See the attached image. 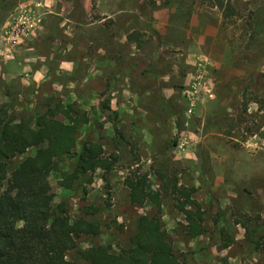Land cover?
Returning a JSON list of instances; mask_svg holds the SVG:
<instances>
[{
	"label": "rangeland",
	"instance_id": "rangeland-1",
	"mask_svg": "<svg viewBox=\"0 0 264 264\" xmlns=\"http://www.w3.org/2000/svg\"><path fill=\"white\" fill-rule=\"evenodd\" d=\"M38 2L0 0V27L4 32L8 31L9 40L6 43L12 51L24 44H36L44 33V26L46 30L53 26L56 49L64 53V58H74L78 56L77 52L81 55L85 53L87 39L95 40L96 46L102 45L101 25L94 23L101 18L100 13H112L116 9L124 13L139 10L140 21L135 25L140 32L136 31V36L132 34V39L145 54L155 50L159 60L153 65L143 60L140 65L131 58H124V61L141 66L148 73L156 69L162 71L169 78L161 80L162 83L173 90L168 99L161 97L166 102L152 97L145 103L147 111L140 112L141 119L104 111L105 103L100 100V95L96 93L98 96H92L94 99L90 101L91 88L80 79L77 86L75 83L72 85V89H77L79 102H72V96L65 98L56 94L64 105L75 103L90 119L80 127L75 151L79 152L82 143L89 140L102 146L104 157H116L111 171L97 169L82 182H74L70 190L59 187L60 172H52L49 176L54 204L66 200L71 218L79 216L85 207L98 208L97 213L88 216L101 224L100 234L93 239V243H110L118 253L132 233L135 219L151 211L149 206L135 207L129 204L128 190L123 181L131 173L144 175L153 191H161V221L165 212L171 218L184 219L178 199L180 189L184 187L181 183L191 175L205 179V176L210 177L214 173H224L228 180L231 173L242 176L252 172L264 173V0H56V16L55 11L46 16V7ZM218 3H221V8L216 6ZM84 4H87L86 10ZM25 10L27 12L24 14ZM23 15L32 28L21 39H15L16 22ZM85 15L90 17L86 18ZM64 16L72 17L74 21L65 22ZM175 18L179 19L178 22L182 19L184 26H188L183 30V38L168 30L163 31V28L156 29V26H165L166 21ZM190 21H193V26ZM114 23L111 20L102 23L106 27L103 33L106 40L111 41L119 34V31L108 27ZM117 23L123 24L122 21ZM189 28L198 30V34L191 31L187 38ZM10 30H13L12 38ZM197 35L200 38L196 44ZM170 41L183 49L187 47L192 50L191 53H176L177 46L171 47ZM51 44L43 43L42 46L47 50L46 47ZM80 65L77 74H85V62ZM143 73L141 76L151 83L150 75ZM62 82L63 85L67 84L66 79ZM148 82V86L142 82L145 86L141 88H151ZM11 83L13 97L21 94L20 98L18 95L15 97V113H29L32 110L43 113L41 102L32 103L26 96L29 92L25 90L31 91L33 86L22 90L18 81ZM193 84L196 85L195 92L190 88ZM3 88L1 84L0 93ZM191 91L192 94L189 93ZM188 95L196 99L193 114L187 113ZM0 101L3 100L0 98ZM96 106L103 111L101 114H93ZM121 116L124 122H119L118 126ZM188 146L194 149L192 152L196 160L193 169L186 172L187 168L182 167L180 161L185 157ZM74 163L75 157L71 156L61 162L60 170L70 173ZM11 180L10 172L6 171L4 189ZM178 180L181 185H178ZM187 189L194 191L191 187ZM231 216L233 221L244 226L245 242L240 248L264 256V217L233 211ZM120 225H123L122 229L118 228ZM176 225L171 233L164 229L172 241L175 254L181 255V261L186 264H196L192 259L193 252L186 246L189 239L186 229L180 222H176ZM230 231L236 235L234 230ZM206 232L203 230L202 233ZM222 238V242L226 243L230 236L223 233ZM76 242L80 249L90 246L85 236H80ZM218 249L221 250L220 246ZM73 257L74 252L66 254L69 260ZM78 262L88 264L81 260Z\"/></svg>",
	"mask_w": 264,
	"mask_h": 264
},
{
	"label": "trees",
	"instance_id": "trees-1",
	"mask_svg": "<svg viewBox=\"0 0 264 264\" xmlns=\"http://www.w3.org/2000/svg\"><path fill=\"white\" fill-rule=\"evenodd\" d=\"M216 6L222 7L221 3ZM1 93L8 94L9 102L0 103V264H81L78 260L88 264H186L181 255L175 254L164 230L161 191H153L148 179L136 173L123 181L129 204L149 206L151 211L135 219L132 233L118 253L110 243H93L101 224L88 216L97 213L98 208L85 207L79 216L71 218L66 200L54 204L49 176L60 172L59 187L70 190L74 182H82L97 169L111 171L115 155L104 157L102 146L89 140L82 143L79 152L75 151L80 127L90 121L75 103L64 105L51 95L41 102L43 113L32 110L21 114L14 111L18 94L13 97L10 90ZM103 107L109 111L106 103ZM30 151L33 154H27ZM71 156L75 157L73 169L62 172L61 162ZM17 157L22 158L16 162ZM6 171L12 180L4 189ZM193 192L183 187L178 199L189 238L203 232L204 212L191 199ZM80 236L90 243L87 249L78 248L76 239ZM228 246L224 244L223 248ZM68 252H74L73 259L66 258ZM221 264H228L227 259Z\"/></svg>",
	"mask_w": 264,
	"mask_h": 264
},
{
	"label": "crops",
	"instance_id": "crops-1",
	"mask_svg": "<svg viewBox=\"0 0 264 264\" xmlns=\"http://www.w3.org/2000/svg\"><path fill=\"white\" fill-rule=\"evenodd\" d=\"M38 3L43 4L44 8L46 7L44 9L46 16L54 11L56 16V0H39ZM116 4L114 6H117ZM83 7L86 10L87 4H84ZM138 14H140L139 10L138 12L129 11L124 13L121 9H116V12L112 13H100L101 18L94 23L101 25L100 33H102V38L100 41L102 45L96 46L95 40L92 38L87 39V43L84 46V50L86 49L85 53L81 55L77 52L78 56L74 58H64V53L56 49V31L53 26L48 30L44 26V33L40 36L41 39L36 40V44H24L20 48L16 47L13 51L10 49L9 44L6 43L9 40L8 31L5 30L4 32L2 27H0V40L2 42L0 44V81L4 86L3 90H10L11 82L16 80L22 90L30 86L34 87L31 91L29 89L25 90L29 92L26 96L30 98L32 103L42 102L44 98L51 95L57 96L56 94L64 95L65 98L72 96V102H79L80 97L76 94L77 89H72V85L74 86L75 83V86H77V80L80 79L82 80L81 82H85L86 86L91 88L90 97H97L96 93L100 95V100H103L109 107L108 113L141 119L140 112L147 111L144 107L145 103L153 99L152 97L168 99L172 95L173 90L167 87L165 83H162L161 80H169L168 76L166 77L162 71L156 69L154 72L148 73V70L143 71L141 66L124 61V58H131L140 62V65L143 63L142 60L146 64L153 65L154 62L159 60L158 53L155 50L145 54L132 39V34L136 36L137 33L135 32H140L137 25H135V23L140 21ZM87 15H85L86 18L90 17ZM108 20L115 22L108 27L119 31V34L111 41L103 37L106 27L102 23ZM181 20L178 22L179 19L175 18L168 22L166 21L165 26L161 24L156 26V29L163 28V31L168 30L177 34L178 37H182L183 30H186L188 26H184L185 22ZM63 21L71 22L74 21V18L64 16ZM117 21H122L123 24L119 25ZM192 22L190 21L193 26L194 23ZM191 31L198 34V30L189 28L186 34L187 38ZM198 38L200 37L197 35L196 40ZM48 42L52 44L46 47L47 50H44L45 47L42 44ZM198 42L199 40L195 43L197 44ZM169 44H171V47L177 46L176 53L188 54L192 51L187 49V47L183 49V47H179L181 45H176L171 41ZM77 48L82 50L81 47ZM186 59L188 60V57ZM81 62H85V74H77V69L81 68ZM142 72L150 75L149 80L151 83L148 82L145 76H141ZM63 79L67 80V84L63 85ZM142 82L146 85L148 82L152 87L141 88L145 86L142 85ZM99 86L100 89L98 88ZM63 91H65V94ZM20 97L21 94H18V98ZM94 97L90 98V101H93ZM0 98L3 100L0 101L1 103L9 101L7 93H0ZM161 101L166 102L163 99ZM62 103L64 102L62 101ZM93 110V114H101L103 112L97 106ZM201 114L202 110L199 116ZM121 118L122 116L119 117V119ZM119 119L118 126L119 122H124L123 119L120 121ZM186 148L185 157L180 162L182 167L187 168L186 172H189V169H193L192 165L196 157L192 152L194 151L193 148L190 146ZM251 163L253 164V161ZM205 177L204 179L191 175L186 181L181 183L185 188H194L191 199L204 212L201 226L203 230H207L205 234L202 233L195 238L187 239L186 246L193 252L192 259L196 261V264H221V258L227 259L230 262L229 264H264V256L252 250L250 251V249L243 250L240 248L245 242L242 232L244 226L231 218L232 211L236 214L243 213L248 216L257 215L261 218L264 217V173L252 172L246 176L231 173L228 176L230 178L228 180L224 173H214L210 177ZM245 183L248 185L245 186ZM181 184L180 180H178V185ZM149 208L151 209V207ZM166 213L162 216V222L164 229L168 233H171L176 228V222H180L186 229V222L183 218L179 219L176 217L174 219ZM229 229L234 230L236 235H232L231 231L229 233ZM223 233L230 236L229 241L226 243L222 242ZM227 243L229 246L223 248V245ZM182 244L185 246V243ZM197 246L198 248H196ZM218 246H220L221 250L218 249ZM196 249L198 250L196 251ZM233 250L235 251L233 252Z\"/></svg>",
	"mask_w": 264,
	"mask_h": 264
},
{
	"label": "built area",
	"instance_id": "built-area-1",
	"mask_svg": "<svg viewBox=\"0 0 264 264\" xmlns=\"http://www.w3.org/2000/svg\"><path fill=\"white\" fill-rule=\"evenodd\" d=\"M25 12H27L26 10L24 11V14ZM25 18V15H23V17H21V19H17V32H15L16 35L13 34V30H10L9 31V35H11L10 37L12 38V35H14V38L15 39H21L23 35H25L31 27V25H29V21H27V19H24ZM200 86V84H199ZM191 89H193L195 92V88H196V85L193 84L191 85L190 87ZM205 89V87H203ZM207 90H204V92H206ZM190 94H192V91L189 92ZM196 103V99L195 98H190L189 95H188V106H187V113L188 114H193V111H194V105Z\"/></svg>",
	"mask_w": 264,
	"mask_h": 264
}]
</instances>
